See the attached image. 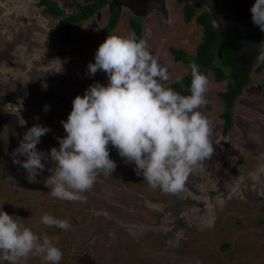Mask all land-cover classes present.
I'll return each instance as SVG.
<instances>
[{"label":"rangeland","instance_id":"rangeland-1","mask_svg":"<svg viewBox=\"0 0 264 264\" xmlns=\"http://www.w3.org/2000/svg\"><path fill=\"white\" fill-rule=\"evenodd\" d=\"M74 1L78 0H59L67 12ZM85 1L89 0H82L83 3ZM172 1L164 0L167 9L171 10L168 23L159 13H152L141 23L142 28L147 30L143 39L151 42L149 50L160 56V62L163 52L154 51L157 42L166 51L175 39L193 44L200 38V31L180 29V24H184L182 12L177 4H171ZM132 20L138 23L142 18L134 16ZM119 22L112 35H129L130 28L124 25L123 20ZM53 24L51 19L50 39L41 21L30 24L28 31L34 28L35 39L21 42L13 50L9 64L0 63V93L14 90L16 83L23 87L27 81L38 78L41 83L30 91L61 87V93L54 94L52 98L50 95L45 102H57L59 96L70 98L64 110L65 118L54 111L40 113L34 104L21 100L12 109L18 116L19 124L31 120L26 131L35 124L50 129L37 145V149L45 153L52 147L59 148L57 137L66 134L61 121L67 120L73 99L77 95L83 96L88 86L95 82L107 84L106 73L97 72L94 76L88 73V64L95 62V52L103 39V33L99 31L103 22L92 18L80 23L72 33L73 38L69 34L55 33ZM174 33L179 34L175 39ZM45 35L49 42H42ZM229 38L226 33L220 42H228ZM221 50L224 54L223 45ZM64 59L74 61L73 65L77 67L71 70L67 63H63ZM213 63L218 64V58ZM66 70L73 73L65 74ZM75 71L78 75L74 74ZM254 74H250V79L252 84L257 85L258 77ZM173 79L171 77V81ZM212 82L209 81L210 87L219 88L222 85H213ZM252 86L246 90V95L254 90ZM211 95L212 92L206 93L209 104L212 103ZM257 104L255 110L261 114L264 112V100ZM201 111L213 126L211 139L216 154L196 168L189 175L184 190L176 194H165L158 188H151L142 175L136 174L134 163L126 164L117 150L109 145L110 158L117 164L111 176L101 173L93 188L83 194L86 199L82 202L54 198L50 194L51 189L44 183L50 175L47 170L37 176L39 182L30 183L22 167L10 162L7 168V140L5 130H2V210L17 216L21 224L37 234H47L63 252L60 264H264V173L259 172L260 166L264 165V117L245 118L236 113L235 119L241 116V119H249L248 123L253 124L248 133H251V141L247 136L240 139L231 131L227 133L225 145L219 146L222 142L217 140L216 126L212 123L217 110L206 113L201 108ZM224 148L226 151L223 152ZM48 167L52 165L46 163V169ZM10 177L14 178L13 181ZM45 213L68 220L70 229L44 226L40 221ZM0 264L8 262L0 259ZM20 264L46 262L39 257H29Z\"/></svg>","mask_w":264,"mask_h":264},{"label":"clouds","instance_id":"clouds-1","mask_svg":"<svg viewBox=\"0 0 264 264\" xmlns=\"http://www.w3.org/2000/svg\"><path fill=\"white\" fill-rule=\"evenodd\" d=\"M250 12L252 23L264 32V0H255ZM257 49L256 59L264 62V41ZM94 60L88 64L89 75L106 73L107 84L95 82L73 99L67 120L61 121L66 134L57 137L59 148L38 150L50 129L35 124L22 134L12 162L26 170L30 183L39 182L37 176L47 170L44 183L52 197L82 202L101 173L111 176L116 170L111 145L126 164L134 163L136 174L151 188L165 194L183 191L189 175L215 151L213 126L201 111L207 103L208 77L192 61L190 94L175 91L169 86V66L135 33L108 35ZM49 110L45 105L44 111ZM46 163L52 167L46 169ZM259 172L264 173V165ZM40 222L62 230L71 227L68 220L48 213ZM29 257L60 264L63 252L47 234H37L0 205V259L20 264Z\"/></svg>","mask_w":264,"mask_h":264},{"label":"flooded vegetation","instance_id":"flooded-vegetation-1","mask_svg":"<svg viewBox=\"0 0 264 264\" xmlns=\"http://www.w3.org/2000/svg\"><path fill=\"white\" fill-rule=\"evenodd\" d=\"M80 1L82 2V0ZM81 2H79V0L74 1L71 10L67 12L61 7L59 0H46L44 2H41V0H0V63L4 62L9 64L12 61L11 55L13 50L16 49L21 42H32V40L35 39L34 28H30V31H28V29L30 24H38V21L43 23L45 26L44 29H46V33H48V38L50 39L49 29H51V19L54 23L52 30L55 33H58V35L63 34L64 36L69 34L71 38H73L72 33L75 31L76 26L80 23L92 20V18L101 20L103 26L99 31L103 33V39L102 42H99L100 45L108 35L115 34V27L117 26L116 24L120 23V19L124 21L125 26L130 28V30H128L130 34L135 33L138 39H143L147 34V30L142 28L141 23L144 22L148 16L152 13H159V16L165 18L167 23L170 21L168 17L171 16V10L167 9L164 0H150V2L147 0V4H150V9H148V13L144 16L134 15L126 7L118 9L111 0H89L84 3ZM196 2V0H174L171 4L175 3L181 9V17L184 24H180V29L184 31V28H189L195 32L200 31V38H198L196 42H193V44L188 41H176L177 39L175 38L179 34L174 33L173 36L175 41L166 48V51L162 49L159 42L154 45V51L163 52L161 56L162 61L160 63L162 65H168L170 75L174 77V79L169 82V86L173 88L176 84H181L183 88L181 94H190L191 70L189 64L192 61L197 63L201 72L206 68L203 74L208 77L209 81H213V85L222 83L219 88L210 87V84L208 85L207 92H212V103H206L202 107L206 113L210 110H217L214 114L215 121L212 123H214V127L216 126L218 133V137L216 136L217 140L222 142H219V146L222 144L225 145V142L228 140L227 133L231 131L240 139H242L243 136L244 138L247 136L248 141H251V133H248L253 124L248 123L249 119H241L243 118L241 116L235 119V117L236 113H239L245 118L259 117L263 119L264 112L260 114L255 108H258L257 102L264 100V62L258 61L255 57L250 70L233 71L232 66L238 61L241 55V37L234 33L239 38V42H237L229 36L231 31H226L219 35L214 24H212L206 6L200 5V7H195ZM162 4H164V8ZM51 6H53V8H50ZM189 6H192L195 10L191 17L185 20V11ZM199 9L203 10L196 15L195 13ZM51 11H56L57 13L53 14ZM14 12L15 14H13ZM134 16L142 18V21L136 23L132 20ZM205 16L206 20L203 19V23L197 21V18L202 19ZM112 24H114L113 27L109 28ZM209 31H212L213 34L207 38L210 42H205L206 34L208 36ZM226 33L231 39L229 38L228 42H220ZM181 34L182 33H180V35ZM186 36L188 38V35ZM44 37L45 39L42 40V42H49L47 36L45 35ZM147 44L152 45L151 42H147ZM222 45L224 47V54H222L221 50ZM211 46L213 47L209 52H212L213 57L210 61L207 49ZM215 58H218V64L213 63ZM74 59L78 60L77 58ZM62 61L63 63H67V67L71 70L77 67L73 65L75 64L74 61H66L65 59ZM66 71L67 73L65 74L73 73L70 70ZM251 73H255L254 76L258 77L257 85L252 84V80L250 79ZM260 73L261 75L258 76ZM74 74L78 75V71H75ZM254 76L251 78H254ZM75 77L78 78V76ZM243 77L246 78L245 83L240 84L239 88L233 91V89L236 88L237 81L241 82ZM40 83L41 81L38 78L34 81H27L23 87H20L19 84L16 83L14 90H7L0 93V132L5 130L4 132L6 134L7 149L5 158L7 160V168L11 165L10 162H12L13 150L19 146L22 134L26 132V127L28 123L31 122V120H29V122H25L24 124L18 123V116L12 111L13 107L18 106V101L21 100L26 103L34 104V107L36 110H39L40 113L45 112L41 110V107L48 105L51 106L49 111L58 113L61 118L66 117L64 110L69 105L70 98L59 96L57 102L47 103L45 101L50 95H52V98L54 94L56 95L62 92L61 87H47L44 90L37 89V91H30L36 88ZM251 85H253L252 87H254V90L251 92L250 98L249 94L246 95V90H248ZM64 98H66L67 101L64 100ZM59 99L61 100L58 101ZM254 125L257 126L256 124ZM256 135L257 132L255 133V136ZM224 151H226V148L223 149V152ZM215 154L214 152V155ZM262 178H264V175Z\"/></svg>","mask_w":264,"mask_h":264},{"label":"water","instance_id":"water-1","mask_svg":"<svg viewBox=\"0 0 264 264\" xmlns=\"http://www.w3.org/2000/svg\"><path fill=\"white\" fill-rule=\"evenodd\" d=\"M120 9L126 7L132 14L144 16L150 9L147 0H111ZM195 7L204 5L218 34L231 31L241 37V55L232 66L233 71H248L258 54L257 45L264 41V32L252 23L250 9L255 0H196ZM150 2V0H148ZM163 8L165 7L162 4ZM165 16V15H164ZM166 17V16H165ZM166 21V19H165ZM51 107V106H50ZM44 110V106L41 107Z\"/></svg>","mask_w":264,"mask_h":264},{"label":"trees","instance_id":"trees-1","mask_svg":"<svg viewBox=\"0 0 264 264\" xmlns=\"http://www.w3.org/2000/svg\"><path fill=\"white\" fill-rule=\"evenodd\" d=\"M44 1H46V0H41V2H44ZM50 8H53V6H51ZM194 10H195V9H194L192 6H189V7L186 9V11H185L184 19H185V20L189 19V18L191 17V15H192V13H193ZM51 13L55 14V13H57V12H56V11H51ZM203 19L206 20V16H205L204 18H202V19H201V18H197V21L203 23ZM113 25H114V24L110 25L109 28L113 27ZM212 34H213L212 31H209V35H208V36H207V34H206L205 42H210V40L207 39V38H209L210 35H212ZM229 36H230L231 38H233L234 40H236L237 42H239V38H238V36H236L234 33H231V32H230ZM231 38H230V39H231ZM207 44H208V43H207ZM212 47H213V46L209 47V48L207 49V51L209 52L210 49H211ZM212 57H213V56H212V52H209V60H210V61L212 60ZM207 63H208V62H207ZM205 69H206V68H205ZM205 69L203 70L202 74L204 73ZM245 81H246V78H245V77L242 78L241 82H238V81H237V83H236V88L233 89V91H236V90L239 88L240 84H242V83L244 84ZM173 89H174L175 91H177V92L182 93V89H183V88H182V85H181V84H176L175 86H173Z\"/></svg>","mask_w":264,"mask_h":264}]
</instances>
